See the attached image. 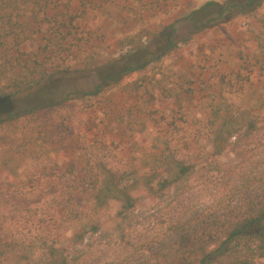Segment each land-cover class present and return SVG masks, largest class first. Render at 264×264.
<instances>
[{
  "label": "rangeland",
  "instance_id": "obj_1",
  "mask_svg": "<svg viewBox=\"0 0 264 264\" xmlns=\"http://www.w3.org/2000/svg\"><path fill=\"white\" fill-rule=\"evenodd\" d=\"M40 1L41 9L33 5L38 0H15L17 10L13 12L30 16L32 10L35 13L41 10V17H46L45 23H54L55 18L76 17L71 35L81 42L84 50L75 52L65 61L60 60L59 65L68 67L79 58L94 64L107 62L141 45L148 44L151 50L150 38L155 32L185 18L207 2L224 4L228 0ZM11 11L6 8L4 13ZM52 26H43L45 37L57 34V26ZM180 35L186 38L189 34L182 29ZM189 37L163 61L123 79L98 97L58 104L0 126L2 240H11L17 235L31 242L49 227L66 232L68 243L75 232L85 230V259L89 264H111V259L124 244L122 236L114 231L120 223L117 217L120 208L111 203L97 211L89 203L99 179V169L138 172L140 177L147 167L156 163L155 156L165 144L168 143L173 151L172 141L177 134L203 131L199 120L207 117L211 101L215 99L211 87L220 81L217 71L222 67L235 71L242 64L239 58L264 50V45L259 46L257 42L264 39V4L250 16L238 17L219 29ZM222 43L226 44L223 51L218 46ZM29 45L32 50L36 48L35 43ZM213 48H218L216 55L223 61L218 66L216 57L208 61L206 55ZM6 79L0 70V89L6 85ZM98 82L94 75H76L62 87L91 91ZM223 86L225 88V84ZM21 101L24 99L13 104L18 107ZM11 107L13 105H0V113ZM217 161L221 164L220 172L215 174L217 177H223L231 166L239 168L242 162L232 152L224 153ZM128 176L138 179L137 175ZM216 186L215 183H193L180 199H176V195L173 201L168 198L162 204L142 192L135 215L147 210L146 216L158 207L164 208V214L175 221L184 213L191 217L197 213L201 215L219 199L221 194L215 191ZM75 200L82 204L70 212ZM54 214L64 216L60 219L62 222L48 223ZM78 215L85 218L80 221L76 218ZM141 217L133 222L139 223L140 228L129 230L125 227L126 235L132 234L136 239L146 231L149 224L141 226ZM96 223L100 225L98 237L89 232L91 224ZM158 223L156 226L160 227ZM193 225L200 229V218Z\"/></svg>",
  "mask_w": 264,
  "mask_h": 264
},
{
  "label": "trees",
  "instance_id": "obj_2",
  "mask_svg": "<svg viewBox=\"0 0 264 264\" xmlns=\"http://www.w3.org/2000/svg\"><path fill=\"white\" fill-rule=\"evenodd\" d=\"M41 3L38 0L33 5L41 9ZM263 4V0H228L224 4L210 1L155 32L150 38L151 50L146 44L107 62L94 64L79 58L72 66L64 67L59 65L60 60L65 61L75 52L84 50L81 42L71 35L76 17L55 18L54 23H45L41 10L21 16L13 12L17 10L15 0H0V70L7 77L6 85L0 89V105H13L0 113V126L58 104L98 97L123 79L163 61L189 36L219 29L238 17L250 16ZM48 6L46 3L45 9ZM6 8L12 11L4 13ZM45 24L57 26V34L45 37ZM182 29L189 34L186 38L180 35ZM30 42L36 45L33 50ZM257 42L259 46L264 45V39ZM218 46L223 51L226 44ZM216 49L206 55L208 61L216 57L218 66L223 61L216 55ZM244 57L239 58L242 64L235 71L223 67L217 71L220 81L211 87L215 99L211 101L207 117L199 120L203 131L177 134L172 141L173 151L165 144L155 156L156 163L147 167L140 177L138 172L99 169V179L89 203L97 211L111 203L120 208L117 216L120 223L114 231L122 236L124 244L111 264L169 261L175 264H258L264 261V50ZM76 75H94L99 82L91 91L62 87ZM18 99L24 101L16 107ZM226 152L241 159V166H231L223 177H217L221 166L217 158ZM128 175H137L138 179H130ZM193 183H215V191L221 194L212 208L201 215L191 217L184 213L175 221L160 207L146 216L147 210L142 209L143 213L135 215L142 192L162 204L168 198L173 201L176 195V199H180ZM77 201L70 212L82 204ZM80 215L76 218L82 221L85 217ZM140 217L141 226L149 224L146 231L136 239L132 234L126 235L125 227L138 228L139 223L133 222ZM61 218L64 216L54 214L48 223L62 222ZM198 218L202 224L200 229L193 225ZM70 220L73 222L74 218ZM158 222L160 227L156 226ZM91 225L89 232L98 237L99 223ZM85 236V230L77 231L66 243V232L47 227L31 242L17 235L11 240L0 238V264H89L84 257L87 255Z\"/></svg>",
  "mask_w": 264,
  "mask_h": 264
}]
</instances>
